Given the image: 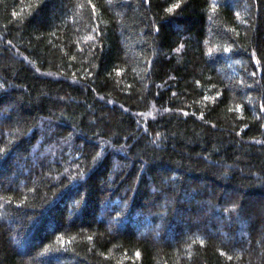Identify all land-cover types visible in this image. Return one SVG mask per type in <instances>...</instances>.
<instances>
[{"label": "trees", "instance_id": "obj_1", "mask_svg": "<svg viewBox=\"0 0 264 264\" xmlns=\"http://www.w3.org/2000/svg\"><path fill=\"white\" fill-rule=\"evenodd\" d=\"M0 264H264V0H0Z\"/></svg>", "mask_w": 264, "mask_h": 264}]
</instances>
